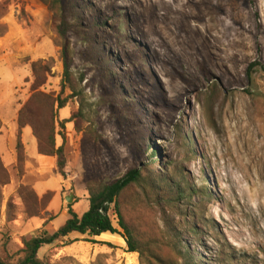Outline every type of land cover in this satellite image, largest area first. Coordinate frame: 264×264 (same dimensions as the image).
Returning a JSON list of instances; mask_svg holds the SVG:
<instances>
[{
    "label": "rangeland",
    "instance_id": "obj_1",
    "mask_svg": "<svg viewBox=\"0 0 264 264\" xmlns=\"http://www.w3.org/2000/svg\"><path fill=\"white\" fill-rule=\"evenodd\" d=\"M87 1L109 26L119 23V33L101 28L99 55L90 50L84 32L69 34L72 81L80 94L75 97L69 88L62 92L63 62L54 44L52 13L40 0H28L47 15L40 30L24 0H0V17L14 6V17L29 31L27 37L16 36L13 47L0 43L3 257L17 262L23 240L39 231L56 232L68 220L69 206L80 217L86 213V175L109 181L133 167H148L155 175L180 168L195 190L177 213L170 208L162 214L132 212L126 204L125 219L156 241L152 252H127L112 206L109 216L121 234L94 239L73 234L43 247L39 258L47 264H158L153 254L176 260L169 245L175 239L193 264H264V0ZM44 35L49 39L36 47ZM130 38L136 43L130 44ZM138 43L145 51L142 59ZM110 55L121 61L120 67H105ZM38 60L51 67L38 91L52 101L69 99L54 125L57 147L65 136L64 178L57 174L55 158L39 155L30 128L22 131V151L16 149V117L31 95L30 64ZM136 70L152 72L160 88L156 94L141 86L128 91L132 95L124 99L144 107L145 118L139 121L121 114L106 81L134 77ZM34 119L45 139L49 128L50 137L55 119L50 101L35 109ZM65 120L70 122L61 129ZM179 128L192 142L193 154L183 147ZM203 178L209 197L201 193ZM186 220L200 229L198 236L184 234Z\"/></svg>",
    "mask_w": 264,
    "mask_h": 264
},
{
    "label": "trees",
    "instance_id": "obj_2",
    "mask_svg": "<svg viewBox=\"0 0 264 264\" xmlns=\"http://www.w3.org/2000/svg\"><path fill=\"white\" fill-rule=\"evenodd\" d=\"M40 1L52 13L55 23L57 38L54 44L61 48V59L63 62L62 92L64 94L66 88H69L75 97H79L80 94L77 93L72 81V57L69 34H83L84 32L85 34L83 35L86 37V42L88 43L90 50L93 54L99 55L100 52L95 49L98 45L96 36L99 35L101 28L103 27L110 28L119 33V23L113 22L111 23L112 27L109 26L99 12H93L94 7L92 3L87 0ZM114 20L119 21L117 18ZM8 32L9 27L6 24H0V40L4 38ZM129 43L134 44L136 42L130 38ZM138 45L139 48L136 50L140 53L139 58L142 59L145 56V51L143 48L141 49L142 46L139 43ZM97 63L100 64L98 59L96 61V64ZM104 63L106 64L105 67L112 66L113 64H118L119 67L121 66V61L113 58L112 55L106 58ZM30 69L34 82L31 87V95L28 101L17 113L16 149L19 153L22 151V131L27 127L30 128L37 141L39 155L55 158L57 174L64 178L66 167L65 136H61L63 143L57 147L55 142L54 125L56 123V116L60 110L67 106L69 99H61L59 97L55 101H52L49 96L38 91L45 86L51 70L49 61H34L30 64ZM118 70H120V68H118ZM112 71L115 74L113 69ZM120 72L122 73L121 70ZM134 73V77L131 76V74H124L121 75L122 77L118 78H115L114 76L108 77L106 81L111 90V97L114 98L120 107L121 114L128 115L139 121L140 118H145L144 107L132 104L131 101L125 100L124 98L132 95V93L128 94V91L131 90V88H139L141 86L148 90L149 94H156L157 92H160V88L157 86L152 72L149 70L148 72L145 70H136ZM25 83L29 82L26 81ZM144 96L146 97L145 91ZM45 101H50L52 106V118H55L53 120V127L50 131V137L48 128L47 139L44 138V133L34 121L35 109L41 107ZM150 102L151 101L148 99L146 104H150ZM69 122V120L60 123L58 122L59 127L64 129L65 125ZM1 123L2 121L0 119V129ZM135 126L136 128H142L139 124H136ZM178 133L187 153L193 154L192 149H190L193 145L192 142L189 141L188 136H185L180 128ZM20 160L21 157L18 154L17 162ZM203 180L205 184L202 185L201 193L205 197H209L206 178H203ZM85 183L89 201V209L86 213L80 217L72 210V206H69V218L56 232L50 234L47 231H39L29 239L23 240L24 248L22 250V258L17 262H11L9 258H4L0 249V264H47L44 260L39 258V251L43 247L51 246L58 241L65 240L73 234H78L90 239L100 237L103 234H121L114 226L113 221L109 216L112 206L114 207V212L117 217V226L123 231L122 237L126 244L127 252L138 253L140 255L146 254V252H152L151 248L152 246H155L156 241L154 242L153 239L144 235L140 229L131 225L125 219L123 214L126 204L131 208L132 212L148 210L157 214H162L167 208H170L177 213L181 201L185 198L192 199L195 194V190L188 182V176L180 168L170 171L164 168L163 171H159L155 175L148 167L142 169L133 167L122 177L109 181L90 179L86 175ZM128 192H131V195L126 201L122 202L123 197ZM185 224L189 226L187 232L184 233L185 235L194 234L198 236L200 234L198 232L200 229H198L195 224L190 225L187 220ZM172 242L173 245L171 243H169V245L176 255V260H165L155 254H153V259H155L158 264H180L178 262H182L183 264H193V258L185 251L182 244L179 245V241H177V245L175 239H172Z\"/></svg>",
    "mask_w": 264,
    "mask_h": 264
},
{
    "label": "crops",
    "instance_id": "obj_3",
    "mask_svg": "<svg viewBox=\"0 0 264 264\" xmlns=\"http://www.w3.org/2000/svg\"><path fill=\"white\" fill-rule=\"evenodd\" d=\"M26 2V9L31 12V14L33 16H35L36 18V24H41L39 27L40 30L45 29L44 28V22L46 21V14L44 13V9L42 7H40V5H36L35 3L30 4L28 2V0H24ZM32 1V0H31ZM15 11V7H11L10 10L6 13H3V15L0 17V24H6L9 27V32L8 34L3 38V41H1L0 43L2 44V42H4L3 44H6L7 46L13 47L14 46V38L19 37L21 39V37H27L28 35V30L26 29V27H24L23 25H25V23L19 21L17 18L14 17L13 12ZM47 33V32H45ZM44 39H49L48 35H44V37H39L37 38V40L35 42H37L36 47H39L42 45V42ZM52 39V38H51ZM22 42L24 43V41L22 40ZM52 42V40H51ZM31 43V42H30ZM22 43H18V46L20 47Z\"/></svg>",
    "mask_w": 264,
    "mask_h": 264
},
{
    "label": "water",
    "instance_id": "obj_4",
    "mask_svg": "<svg viewBox=\"0 0 264 264\" xmlns=\"http://www.w3.org/2000/svg\"><path fill=\"white\" fill-rule=\"evenodd\" d=\"M68 203H72V199L70 197L67 198Z\"/></svg>",
    "mask_w": 264,
    "mask_h": 264
}]
</instances>
